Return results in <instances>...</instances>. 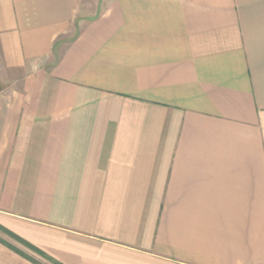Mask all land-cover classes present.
Returning <instances> with one entry per match:
<instances>
[{
    "label": "crops",
    "instance_id": "1",
    "mask_svg": "<svg viewBox=\"0 0 264 264\" xmlns=\"http://www.w3.org/2000/svg\"><path fill=\"white\" fill-rule=\"evenodd\" d=\"M0 227L51 260L0 264H264V0H0Z\"/></svg>",
    "mask_w": 264,
    "mask_h": 264
},
{
    "label": "trees",
    "instance_id": "2",
    "mask_svg": "<svg viewBox=\"0 0 264 264\" xmlns=\"http://www.w3.org/2000/svg\"><path fill=\"white\" fill-rule=\"evenodd\" d=\"M0 230H2L3 232L7 233L8 235H10L15 241H17L18 243H20L21 245H23L25 248L29 249L30 251H32L33 253L37 254L38 256H40L43 259H46L48 261H51L42 251H40L39 249H37L36 247H34L33 245L29 244L28 242L24 241L23 239H21L20 237L8 232L7 230L3 229L0 227ZM4 243V242H3ZM13 250H15L16 252L20 253L21 255H23L24 257L28 258L29 260L33 261V262H37L36 260H34L33 258H31L30 256L26 255L25 253H23L22 251H20L17 248L13 247ZM38 263V262H37ZM40 264V263H39ZM53 264H59L56 262H53Z\"/></svg>",
    "mask_w": 264,
    "mask_h": 264
},
{
    "label": "rangeland",
    "instance_id": "3",
    "mask_svg": "<svg viewBox=\"0 0 264 264\" xmlns=\"http://www.w3.org/2000/svg\"><path fill=\"white\" fill-rule=\"evenodd\" d=\"M12 240V239H11ZM21 248H23V247H21ZM21 251H23L22 249H20ZM24 252V251H23Z\"/></svg>",
    "mask_w": 264,
    "mask_h": 264
}]
</instances>
